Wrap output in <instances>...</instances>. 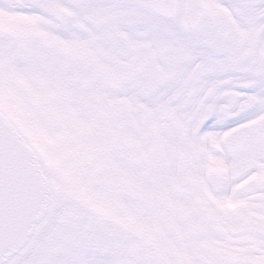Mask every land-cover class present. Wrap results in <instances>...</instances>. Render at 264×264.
<instances>
[{"label": "snow or ice", "instance_id": "1", "mask_svg": "<svg viewBox=\"0 0 264 264\" xmlns=\"http://www.w3.org/2000/svg\"><path fill=\"white\" fill-rule=\"evenodd\" d=\"M0 264H264V0H0Z\"/></svg>", "mask_w": 264, "mask_h": 264}]
</instances>
